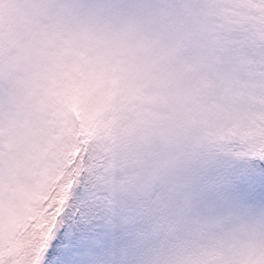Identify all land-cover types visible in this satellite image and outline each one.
Returning a JSON list of instances; mask_svg holds the SVG:
<instances>
[{
  "label": "snow or ice",
  "instance_id": "1",
  "mask_svg": "<svg viewBox=\"0 0 264 264\" xmlns=\"http://www.w3.org/2000/svg\"><path fill=\"white\" fill-rule=\"evenodd\" d=\"M249 221L264 0H34L0 25V264H264L228 250Z\"/></svg>",
  "mask_w": 264,
  "mask_h": 264
},
{
  "label": "clouds",
  "instance_id": "2",
  "mask_svg": "<svg viewBox=\"0 0 264 264\" xmlns=\"http://www.w3.org/2000/svg\"><path fill=\"white\" fill-rule=\"evenodd\" d=\"M34 0H13L12 8L10 11H5L2 16H0V25H2L5 30L9 27L13 29H20L25 24L28 19L29 10L33 5ZM62 3H67L70 5H75L80 2V0H60ZM134 2L139 3H157L159 0H134ZM172 2L181 4L185 0H172ZM93 167L99 169L101 167L100 163L93 165ZM261 234H264V224L259 221H249L248 227L243 231H238L234 240L228 242V250L232 251L233 247L241 253L246 254L247 258H251L254 252L264 253V249L259 247H253V241L258 239ZM162 249V245H156L151 248L145 249L146 253L150 252L155 254Z\"/></svg>",
  "mask_w": 264,
  "mask_h": 264
},
{
  "label": "rangeland",
  "instance_id": "3",
  "mask_svg": "<svg viewBox=\"0 0 264 264\" xmlns=\"http://www.w3.org/2000/svg\"><path fill=\"white\" fill-rule=\"evenodd\" d=\"M84 2L94 3V2H96V0H84ZM104 2H110V3H130V2H134V0H104Z\"/></svg>",
  "mask_w": 264,
  "mask_h": 264
}]
</instances>
